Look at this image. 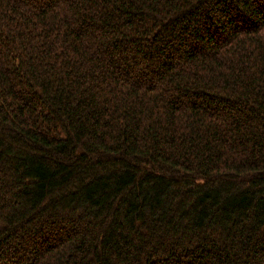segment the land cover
Wrapping results in <instances>:
<instances>
[{"label":"trees","instance_id":"trees-1","mask_svg":"<svg viewBox=\"0 0 264 264\" xmlns=\"http://www.w3.org/2000/svg\"><path fill=\"white\" fill-rule=\"evenodd\" d=\"M0 264H264V0H0Z\"/></svg>","mask_w":264,"mask_h":264}]
</instances>
